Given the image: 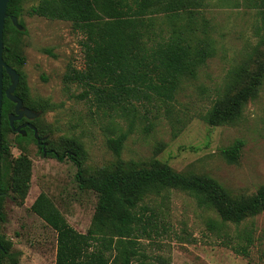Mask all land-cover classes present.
Here are the masks:
<instances>
[{
  "label": "rangeland",
  "instance_id": "374dc122",
  "mask_svg": "<svg viewBox=\"0 0 264 264\" xmlns=\"http://www.w3.org/2000/svg\"><path fill=\"white\" fill-rule=\"evenodd\" d=\"M40 1L16 0L25 31L8 26L4 59L20 73L18 94L25 104L44 108L39 130L50 134L53 149L65 153L62 160L44 156L32 136L18 140L5 131L0 236L17 264H55L57 233L32 210L42 195L78 232L90 230L99 195L79 187L77 166L67 153L77 144L84 150L86 176L161 162L182 174L209 175L236 199L252 196L264 184V78L235 122L211 125L206 119L215 101L237 91L264 61V0H203L195 23L206 25L215 54L196 77L184 80L173 100L131 98L126 108L110 107L90 90L86 95V86L66 81L69 69L87 68L86 34L71 21L33 14ZM151 16H156L159 32L173 25L163 12ZM186 18L182 12L175 23L183 25ZM196 34L202 35L200 28ZM122 134L126 139L116 151L109 140ZM18 157L32 165L25 198L13 189ZM141 207L155 214L154 230L138 244L146 255L144 264H159V257L172 264H264V212L220 231L215 210L199 206L179 188L148 193ZM249 238L248 255L233 249L247 245ZM3 264L13 260L6 256Z\"/></svg>",
  "mask_w": 264,
  "mask_h": 264
},
{
  "label": "trees",
  "instance_id": "16d2710c",
  "mask_svg": "<svg viewBox=\"0 0 264 264\" xmlns=\"http://www.w3.org/2000/svg\"><path fill=\"white\" fill-rule=\"evenodd\" d=\"M202 5L203 0H41L32 12L50 19L71 21L86 34L83 47L87 68L84 71L69 69L66 81L86 86V95L90 90L110 107L126 108L125 103L131 98L173 100L184 80L196 77L199 68L215 54L214 40L206 25L195 23L196 13ZM160 12L174 21L169 30L161 28L158 31L156 16L151 15ZM182 12L187 14L186 22L178 25L175 22L181 19ZM7 14L4 40L8 26L21 33L25 31V28L19 30L12 21L20 14L16 0L9 1ZM199 28L201 36L196 34ZM263 78L264 61L237 91L215 101L207 113V121L218 125L239 119L244 105L256 96ZM9 84L10 78L5 73L4 89ZM18 86L16 94L21 97ZM38 107L44 110L42 106ZM12 109L13 102L5 96L2 108L0 219L4 218L1 200L6 192L5 154L8 151L4 135L6 130L11 131L8 114ZM14 134L18 140L26 138ZM125 139L126 134H122L109 141L119 151ZM49 148L52 150L49 154L63 159L65 152L59 153L50 142ZM67 153L77 166L79 187L96 191L99 200L92 226L86 234L72 227L44 195L34 202L32 210L57 233L55 264H144L146 255L138 244L141 237L150 235L154 230L152 216L155 214H149L146 207L138 209L139 202L148 193L160 194L168 188L188 191L199 206L215 210L220 217L217 224L220 231L228 223L240 224L264 212V184L252 196L236 199L209 175L182 174L161 162L130 171L116 169L86 176L82 146L77 144ZM31 168V161L26 157H18L14 161L13 189L21 198L27 194ZM250 244L249 238L247 245L233 246V249L248 255ZM6 256L17 264L7 242L0 236V264ZM158 263L172 264L161 257Z\"/></svg>",
  "mask_w": 264,
  "mask_h": 264
},
{
  "label": "water",
  "instance_id": "95a60500",
  "mask_svg": "<svg viewBox=\"0 0 264 264\" xmlns=\"http://www.w3.org/2000/svg\"><path fill=\"white\" fill-rule=\"evenodd\" d=\"M10 0H0V174H1V150H2V108H3V100L6 96L10 101H12L15 104V111L14 113L9 114V124L10 127L16 131L25 133V130L22 129V126L15 127L14 122L15 120L21 119L22 117H27L28 119H34L35 118V112L28 107L24 106L22 98H20L16 94V88L20 81V73L14 68L13 66L9 65L4 60V29H5V23L6 19L8 17L7 14V8ZM13 24L19 29L23 30L24 27L19 23L18 17L14 16L12 18ZM5 73L10 78V84L9 86L4 89V76ZM38 115V114H37ZM35 130V136L38 139V141L45 140L48 138V136H44L41 139L38 136L37 129L32 126ZM47 155L46 152V144H44V156Z\"/></svg>",
  "mask_w": 264,
  "mask_h": 264
},
{
  "label": "flooded vegetation",
  "instance_id": "af4514ba",
  "mask_svg": "<svg viewBox=\"0 0 264 264\" xmlns=\"http://www.w3.org/2000/svg\"><path fill=\"white\" fill-rule=\"evenodd\" d=\"M23 103H24V106L28 107L29 109L33 110L36 113L35 114V118L34 119H28L27 117L24 116L21 119L15 120L14 126L15 127H19V126L23 125L22 129L25 130V133L16 132L11 127H10V129H11V131L13 133L22 135V136H24L26 138H28L29 136H32L35 144L38 146V150L43 155H44V144H46V152H47V155H49V152L52 151L49 148V137H50V134L46 133V130L45 129L43 130L42 128H41V131H40L38 126H37V121L40 118H42V116L44 114V111L42 109H40L37 104H29V105H27V104H25L24 100H23ZM14 111H15V104L13 103V109H12L11 112H9V114L14 113ZM9 114H8V116H9ZM8 123H9V119H8ZM9 126H10V124H9ZM32 126H34L37 129L38 136H39L40 139L42 137H44V136H48V138H46L45 140L41 139L40 141H38V139L35 136V130H34V128H32Z\"/></svg>",
  "mask_w": 264,
  "mask_h": 264
}]
</instances>
